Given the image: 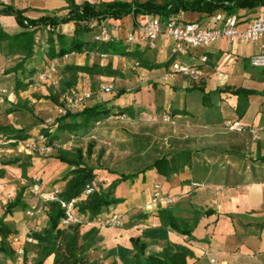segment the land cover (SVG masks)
<instances>
[{
	"label": "crops",
	"instance_id": "1",
	"mask_svg": "<svg viewBox=\"0 0 264 264\" xmlns=\"http://www.w3.org/2000/svg\"><path fill=\"white\" fill-rule=\"evenodd\" d=\"M70 1L12 0L9 6L22 11L24 16L33 19L42 16L64 17L70 10ZM72 1L77 4V0ZM5 7L7 6H0V10ZM256 10V14H252L250 9H240L237 13L247 18L264 13V7H259ZM151 16V14H141L136 18V21L132 15L120 19L108 18L101 22L93 20L89 23L93 30L85 34V38L93 39L100 33L102 26L107 25L114 42H121L126 50L139 54L150 64L164 65L160 68L146 67L141 64L138 58L113 54L102 58L98 53H74L51 60L45 51L36 50L34 56L26 61L27 68L29 70L36 69V72L30 79L28 89L17 91V87L26 73L22 70L9 71L20 61L21 55H0V85L4 89L3 92H0V125L27 129L20 122V118L22 114H30L29 112L25 110L8 112V109L16 107L17 102L22 98L30 100L35 114L41 119L34 118L38 121L34 124V129L32 131L27 129L32 137L43 127L48 126L42 122V118L45 120L49 114V111L46 110L48 107L46 102L50 101L48 98L49 89L53 85L35 80L36 74L47 63L55 61L59 69L60 66L63 64L65 66L68 63L92 64L99 62L106 64L112 61L114 68L118 69L122 73L121 75L112 77L96 75L93 79L106 80L108 82L106 84L115 82L119 89L137 88L139 90L137 93L142 95L147 92L153 96L154 104L151 105L149 114L143 115L140 121L133 120L131 125L133 133L129 136L133 138L134 132L140 128L142 139L145 142L141 154L147 153L151 157L145 165L135 168L133 171L120 169L124 163L122 151H117V147L116 150L114 147L104 146L103 149L101 147L102 140H111L118 144L115 140L122 138L121 134L112 130L114 122L109 118L99 121L86 134L89 142L94 144L95 148L103 151L100 164L92 165L97 170L96 184L98 188L102 187L105 192H111L112 195L124 199L122 203L110 205L105 209V211H117L121 215L119 226L102 227L94 221H89L84 214L80 213L84 217L81 233L89 231L92 227L98 229L99 240L90 249L89 258L98 260L99 264H138L139 259L140 264H161L158 260L148 261L146 258L151 254H173L177 245H183L193 252V255L187 258L188 264H264V134H261L260 138H256L249 130L254 126L264 127V94L249 96V107L243 115H239L236 95L230 91L215 92L217 88L227 86L264 90V74L261 73L263 67H253L248 63L249 60H246V65L243 62V59H249L252 53L258 51L264 40L256 44L236 42L232 45H227L222 40L210 47L193 49L187 55L178 57V60L200 66L203 70L202 77L195 80L180 73L170 76L172 65L166 66L165 63L172 58V38L162 33L154 47H150L147 42L140 39V27ZM172 16H177L184 21L200 20L208 23L210 15L187 11ZM0 23L9 32L18 29L17 19L13 14H0ZM74 28L75 22L71 21L59 25L58 31L72 36ZM47 29L48 26L40 27L37 31V38L40 35L43 39L46 38L48 36ZM130 31L135 32L136 37L139 38L138 43L130 44L126 41ZM73 55H80L81 61H69ZM203 55L208 56L206 62L201 61ZM86 58L93 59L87 61ZM220 72L224 73V77L219 76ZM83 79L87 81L92 78L88 74L81 73L77 87L83 86L81 83ZM85 89H87L86 86ZM208 92H211L208 97V103L211 105L203 102V95ZM35 94L41 98H36ZM125 95L108 101V106L114 111L131 107V105L123 103ZM95 103L97 102L92 104ZM130 104L133 106L135 103L132 101ZM131 108L133 109V107ZM155 108L161 110L158 119L154 118L151 112ZM165 113L171 115L170 121L161 120ZM229 120L239 122L245 127V130L229 129L226 125ZM54 131L55 128L51 130V134ZM155 131L156 133H154ZM63 136L53 142L50 150L53 149L54 152L49 153L48 151L46 154L52 153V156L46 158L36 156L34 151H26L20 144H13V140L0 133V142L8 145L4 148L0 147V149L5 150L8 154L14 153L13 157L0 161V169L4 171L3 174L0 173V186L5 183L4 179L9 172L22 176V169L18 164L5 165L3 161L21 157L18 152H23L26 159L21 157L22 160L31 163L28 168V178H41L44 190L58 189L62 191L67 183L64 176L72 167L56 158L57 149H54L53 146L58 141H62ZM69 136L79 137L74 134ZM72 141L74 142L75 139L69 140L66 144L61 142L59 147L71 149L73 148ZM75 146L84 147L83 144ZM133 152L131 149L126 150L127 154H133ZM185 152L191 155V165L179 172L172 173L169 177L158 173L156 168L143 170L163 155H168L171 158ZM112 154L114 156L110 157ZM28 155L31 158H28ZM54 165L60 168V172L55 171ZM138 171L140 173L134 178L121 179V173L128 174ZM50 179L55 180V183L44 185L45 181ZM158 184L161 185L163 193L173 197L171 204L159 207L151 204L152 194ZM23 200L31 205L24 197V193ZM30 207L16 209L25 211ZM160 208L171 209L179 219L182 228L191 227L193 229L194 238L163 226L159 216ZM43 210L45 211L42 215L46 218L45 228L48 222L46 205ZM14 211L5 217L7 223H9L8 216L10 215L12 219ZM28 218H32V216ZM14 229L17 232L8 237V245L15 254L20 253L17 251L19 243L14 241V237L19 238L20 244H23L25 250L40 244L31 234L21 233L19 229ZM30 238L31 241H29ZM133 239L138 240L139 247L145 243L144 251L136 250ZM34 256L38 258L36 254ZM4 258H8V254L0 251V264H6ZM46 260H48L47 264H53L54 255ZM15 261L14 264L21 262L18 258Z\"/></svg>",
	"mask_w": 264,
	"mask_h": 264
},
{
	"label": "trees",
	"instance_id": "2",
	"mask_svg": "<svg viewBox=\"0 0 264 264\" xmlns=\"http://www.w3.org/2000/svg\"><path fill=\"white\" fill-rule=\"evenodd\" d=\"M264 7V0H146L140 2L138 0L124 1L115 0L110 2L102 1L99 4H91L84 2L82 5L70 1V10L64 17L42 16L37 19L29 18L23 15L22 11L7 6L0 10V14H13L17 19L20 29L10 33L0 23V55H21L20 61L10 69L9 72L22 70L26 73L25 77L17 87V91L26 90L29 87L30 79L36 72V69L29 70L26 66V61L32 58L36 52L37 31L42 26H48V36L45 38L43 51L51 60L60 59L66 55L73 53H106L121 56H131L138 58L146 67L160 68L164 65L150 64L148 61L133 52L128 51L121 45V42L96 41L86 39L85 34L91 32L93 27L90 22L98 20L99 22L108 18L120 19L127 15H132L136 18L141 14L158 15L162 21L168 20L172 15L181 12L193 11L200 12L206 15H212L218 11L226 13H237L240 9H257ZM74 21L75 28L72 36H68L63 32L58 31V26ZM174 57L167 63L166 66L172 65ZM50 63V62H49ZM249 63V61H248ZM81 73L88 74L91 78L96 75L100 76H119L122 73L114 68L112 61L106 64L94 62L92 64H75L68 63L62 71V78L59 82V93L65 94L69 90L77 87ZM264 74V67L261 69ZM29 79V81H26ZM230 91L238 97L237 113L243 115L249 107V96L254 94H264V90L258 91L253 88L238 87L234 88L227 86L217 88L215 92ZM211 92L204 93L203 102L208 103V97ZM123 95L119 92L118 96ZM36 98H41L39 95H34ZM49 98L57 102L54 96V86L51 88L48 95ZM15 110H25L29 112L33 118L37 120L39 117L35 114L33 105H30L29 99L20 98L16 107L8 109V112ZM112 113H128L130 117H135L134 110L131 107H124L117 111L108 106V101L85 105L78 111H67L64 115L56 117L55 121L43 127L40 131L47 137L48 145L59 139L64 133L74 135L87 134L99 121L105 120ZM55 131L51 134V130ZM0 133L6 138L13 140V144L17 145L20 141L27 140L32 137L31 133L25 128H15L12 126H1ZM94 144H88L84 149L82 146H75L71 149L59 147L57 149L56 158L61 162L67 163L72 167L64 176L67 180L65 188L59 193V198L64 201H71L74 198H81L88 186H94L95 189L89 193L86 198H81L77 203V211L84 214L89 221H93L110 205H117L124 201L121 197L107 193L103 188H98L96 184L97 170L96 167L90 165L87 157L93 155ZM103 151L101 152V156ZM28 158H31L28 155ZM3 164H18L22 169V177L28 179V168L31 165L29 161L22 160L21 157L3 161ZM191 165L190 153H180L169 158L168 155H163L157 158L148 168H156L158 173L169 177L174 172H179ZM0 173L4 171L0 169ZM140 171L134 173H121V179L134 178ZM46 211L48 214V222L43 232L46 236V241L39 244L38 258L35 264H44L45 260L54 255L53 264H99L98 260L89 258V251L94 246L98 239V229L92 227L89 231L81 233V223L73 224L69 227L61 226V221L65 217V209L61 206L60 201L46 202ZM29 203L23 200V191H19L13 200L6 203L3 215L0 217V251L6 254H13L14 251L8 245V237L17 232L9 223L5 221V217L11 214L14 209L20 207L28 208ZM159 216L162 225L170 227L172 230L183 234H188L191 238L192 228L181 227L179 219L173 214L169 208H160ZM138 240L133 239L136 250L144 251L145 243L142 247L138 246ZM193 252L186 246L177 245L176 251L173 254H151L146 259L158 260L161 264H188L187 258L192 256ZM140 264V259L138 261Z\"/></svg>",
	"mask_w": 264,
	"mask_h": 264
},
{
	"label": "built area",
	"instance_id": "3",
	"mask_svg": "<svg viewBox=\"0 0 264 264\" xmlns=\"http://www.w3.org/2000/svg\"><path fill=\"white\" fill-rule=\"evenodd\" d=\"M11 2L12 0H0V6H9ZM84 2L99 4L102 0H77L78 5H82ZM207 21L208 23H204L200 20L184 21L177 18V16H171L168 20L162 21L158 15H152L149 20L140 27V39L147 42L150 47H154L156 40L162 33L170 36L173 40L171 53L172 57L175 59L172 63L169 75L174 76L180 73L195 80H199L202 77V68L198 65L183 63L178 60V57L187 55L193 49L210 47L222 40L225 41L227 45H232L236 42L241 44H256L264 40V13L247 18L238 13L218 11L210 15ZM115 29L118 28L115 27ZM94 40H112V34L109 27L107 25H103L100 33L94 36ZM126 41L130 44H135L139 42V38L136 37L134 31H130L126 37ZM100 57L106 58L108 57V54L102 53L100 54ZM207 60V55L201 56L202 62H206ZM249 63L253 67H264V43L260 45L258 51L249 56ZM59 73L58 64L53 61L47 63L46 66L36 74L35 80L49 83L50 85H58L60 82ZM219 76L224 77V73L220 72ZM102 88L105 93H112L114 85L112 83L105 84L102 85ZM3 91L4 89L0 85V92ZM91 97V91H82L77 87L72 96H66V103L58 107L59 116L64 115L67 111L71 110L72 107H80V109L83 108L85 101ZM109 118L127 120L129 117L127 113H112ZM161 120L170 121L171 115L169 113H165ZM226 125L231 130H245V127L237 121L229 120L226 122ZM249 130L256 138H260L261 134H264V127L254 126ZM19 144L26 151H35L38 149L42 151H49L51 148V146L47 143V137L41 133L38 138L33 136L27 140L20 141ZM94 189V186H88L81 198L87 196ZM32 192L46 202L60 201L61 206L65 209V217L61 221V225L63 227H69L77 223L82 224L84 222V217L77 211V203L81 198L64 201L59 198V193L61 192L60 190H44L41 178L39 177L35 179ZM172 202L173 197L167 193H163L160 184L156 185L155 191L151 197V204L159 207L162 205H169ZM42 210V207L37 209L36 206H31L27 213L32 215L35 212ZM93 221L102 227L119 226L121 224V215L117 211H103ZM13 239L15 242L19 243L17 251L20 254H23L25 251L23 244H20L18 237H14ZM31 240L32 239L30 238L29 241Z\"/></svg>",
	"mask_w": 264,
	"mask_h": 264
},
{
	"label": "rangeland",
	"instance_id": "4",
	"mask_svg": "<svg viewBox=\"0 0 264 264\" xmlns=\"http://www.w3.org/2000/svg\"><path fill=\"white\" fill-rule=\"evenodd\" d=\"M252 14H256L257 10L256 9H251ZM18 29H20L19 24L17 23ZM6 30V29H5ZM9 32V30H7ZM16 31H12L10 33H13ZM44 43H45V37L44 39L41 37V35L37 38V45H36V49L37 51H43V47H44ZM73 57V58H72ZM72 57H70L69 61H76L79 62L80 60V55H73ZM93 58H86V60H91ZM245 60V61H244ZM249 60L248 58L243 59L244 65H246V62ZM64 65V64H63ZM60 66V79L62 78V71L64 66ZM217 72V71H216ZM81 83L83 84L82 87H78V89L85 91V90H89L92 92V97L90 99H88L87 101H85V105H90L94 102L100 103V102H104V101H112L114 99L117 98L119 92H123V94H126L124 97V104H127L128 106L131 105V107H133L134 109V113H135V117H130L128 115V119L127 120H120V119H110L114 122V126H113V131L119 133L122 135V138L117 139L115 141H117L118 144H116V142L114 141H107V140H102L101 141V147L103 149L104 146H107L108 148H112L114 147L116 150L117 147V151H122L121 156L122 160L124 161V163L121 165L122 170L125 171H133L135 170V168H140L141 166L145 165L148 160L150 159L151 155L144 153L141 154L143 147L145 146V142L142 139V134H141V129L138 128L137 132H134L133 134V138H130L129 136L132 135L133 131H132V122L134 121H140L141 117L143 115H147L149 114V109H151V105H153L154 101H153V96L151 94H148L147 92H144L142 95L137 93L139 90L137 88H123V89H119L116 87L115 82H110L114 85V90L112 93H105L103 91L102 85L108 83L106 80H95V79H91V80H87L85 81L84 79L81 81ZM81 84V85H82ZM54 86V96L57 98V102H55L54 100H52L51 98L50 101L46 102V106H48L46 108V110L49 111L48 116H46V119L44 120L42 118V122L46 125H50L55 121V118L59 115L58 112V107L61 105H64L66 103V96H72L74 90L77 88H74L72 90H69L68 92H66L65 94H60L58 87V85H53ZM85 86L87 89H85ZM155 89H157V87H155ZM51 90V89H49ZM141 95V96H140ZM134 102L135 104H130L131 102ZM82 109V108H81ZM80 107H72V109L70 111H78L81 110ZM119 110V109H117ZM153 113V117L154 118H160L161 115V110H157L155 108V110L151 111ZM136 121V122H137ZM156 121V120H155ZM20 122L26 126L27 129H29L30 131H32L34 129V124L37 123L38 121L35 120L34 118H32V116L30 114H22L21 118H20ZM156 133V131L154 132ZM40 135V132H36V134L34 135V137L38 138V136ZM64 136L62 137L63 140L62 141H58L53 148L54 149H58V147L60 146L61 142L62 144H66L67 142H69V140L71 141L73 139V137L69 136L71 135L70 133H64ZM65 137V139H64ZM130 140H126L127 138ZM75 141H72V147H74L75 145H84V148L88 147V144H90L91 142H89L90 140L87 138L86 134H79V137H75L74 136ZM8 145H4L2 142H0V147L4 148ZM133 150V154H127L126 150ZM53 149L49 150L50 152H54L52 151ZM101 149H97L93 148V156L91 157H87L86 161L91 164V165H98L101 162ZM19 156H21L23 159H26L25 155L23 152H18ZM48 153V151H42L40 149L35 150L34 154L36 156H43L46 158H49L52 156L51 154H46ZM10 155V156H9ZM14 153L12 154H8L5 152V150H1L0 149V161H2V159H8L13 157ZM114 155H110V157H113ZM54 169L56 172H60V168L58 166L54 165ZM60 174V173H59ZM57 174V175H59ZM1 177V176H0ZM5 178V177H2ZM54 179V178H53ZM50 179L48 181H45V184H53L55 183V180ZM5 183L1 184L0 186V216L3 213L4 210V206L5 204L10 200L13 199L17 192H19L20 190L23 191L24 193V197L27 198V200L31 203L30 206H36L37 209L38 208H43L46 204V201L43 200L42 198H40L38 195H35L32 192V187L33 184L35 182V179L33 178H28L25 179L23 178L21 175L17 176L12 172H9L7 174V177L4 179ZM31 208V207H30ZM28 210H21V209H16L12 215V219L10 218V215L8 216L9 219V223L14 227L19 229V231L21 233L27 232L28 234H31L32 236H34L35 239L38 240L39 243H42L43 241L46 240V236L43 233V228L45 225V221L46 218L43 217V211H38L35 212L34 214H28L27 213ZM27 215V216H26ZM29 216H32V218H28ZM86 222V221H85ZM83 231V229L81 228V232ZM30 232V233H29ZM37 249H39V244L34 245V248H27L24 252V254H8V258H4L6 260V264H14L16 261L15 259H20V264H35V261L37 259V257H35L34 255L36 254L38 256V251ZM4 253V252H3ZM5 254V253H4ZM12 260V261H11ZM47 261L44 264H47ZM31 262V263H29Z\"/></svg>",
	"mask_w": 264,
	"mask_h": 264
}]
</instances>
